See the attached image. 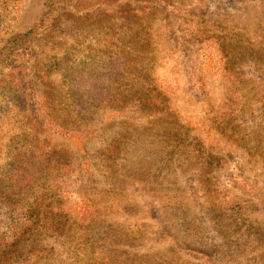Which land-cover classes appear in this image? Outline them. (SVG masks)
I'll list each match as a JSON object with an SVG mask.
<instances>
[{"label":"rangeland","instance_id":"obj_1","mask_svg":"<svg viewBox=\"0 0 264 264\" xmlns=\"http://www.w3.org/2000/svg\"><path fill=\"white\" fill-rule=\"evenodd\" d=\"M148 1L153 4L156 0ZM169 3L174 6L169 4L167 13L162 7L156 15L148 13L144 18L154 28L155 45L161 54L158 57L163 59L160 81L175 87L180 119L199 131L206 142L224 148L225 153L215 155L208 163L205 157L179 146L176 135L169 132L175 128L166 121L156 122L149 112L120 114L116 112L118 109L108 106L106 117L97 128L65 124L69 131L90 133L84 144L53 136V130L48 128L50 118L38 113L34 126L39 131L43 153L48 154L53 147L58 152L67 149L69 159L64 158L63 163L80 172L56 191L55 198L70 203L86 202L96 207L98 216L95 228L90 232L87 227L84 231V242L78 240L79 236L66 241L51 233L27 237L20 246L24 256L31 252L47 254L35 264H264V254L252 258L242 255V235L238 230L244 225L243 214L247 212L261 223L260 233L264 235L261 183L264 178L253 167L256 161L253 156L238 149L231 151L232 143L204 130L208 124V101L203 103L205 96L199 89V77L205 78L206 97L210 95L209 101H215L217 107L226 98L228 87L222 77L223 64L216 42L199 45L197 31V18L207 12L210 20L230 27L250 32L263 30L264 0H169ZM49 6V0H0V49L14 37L36 28ZM191 10L193 13L188 16ZM137 24L136 20L119 19L114 29L129 44L136 40L131 35ZM91 34L77 29L70 19L63 20L49 38L39 43L40 49L46 58L78 45L83 46L84 52L92 44ZM247 44L252 43L244 41L236 50L241 58L236 67L253 77L255 89L251 87L258 93L264 91L261 46ZM152 51L148 46L146 52ZM147 58H141L140 62ZM64 79L62 75L53 78L56 83ZM176 82L181 84L179 91ZM35 92L38 96L43 93L40 88ZM188 94L194 95L196 101L202 96L200 103L196 104ZM25 98L21 106L31 110L35 106L32 96ZM14 100L8 91L0 92L2 183H7L14 174L21 175L22 170H27L29 176L35 175L39 162V156H35L28 159V167L22 164L21 157L29 141L25 133L31 129L23 115L11 111ZM237 123L244 142H248L247 149L264 145L261 105L255 104L251 114ZM39 201L48 204L43 193ZM5 217L7 211L0 210L2 231ZM263 242L258 239L255 243L259 247Z\"/></svg>","mask_w":264,"mask_h":264},{"label":"trees","instance_id":"obj_2","mask_svg":"<svg viewBox=\"0 0 264 264\" xmlns=\"http://www.w3.org/2000/svg\"><path fill=\"white\" fill-rule=\"evenodd\" d=\"M169 4L174 6L169 0H156L153 4L148 0H137L136 3L132 0H49V11L41 23L25 35L14 37L0 49V92L8 91L14 97L11 111L23 115L31 129L25 133L29 141L21 157L22 164L39 156L35 175L29 176L27 170H22L21 175L14 174L7 183L0 182V210L8 213L1 224L4 230H0V264H35L44 258L46 252L35 255L31 252L28 256L21 253L20 246L32 234L51 233L66 241L79 236L78 240L84 242L87 227L90 232L95 228L96 207L82 201L70 203L69 200H60L61 197L55 198L56 191L80 172L71 164L63 163L64 158L69 159L67 149L58 152L57 147H53L48 154L43 153L40 134L34 126L38 123V113L50 118L48 128L53 130V136L84 144L90 133L69 131L65 124L70 122L97 128L106 117L108 106L118 109L116 112L120 114L125 111L149 112L154 114L156 122L164 124L166 121L175 128L169 132L176 135L179 146L205 157L207 162L215 155L225 153L224 148L206 142L199 131L180 119L175 87L172 84L165 86L160 81L163 59L158 57L161 54L155 45L154 28L144 18L148 13L156 15L162 7L167 13ZM192 13L189 11L188 16ZM208 14L197 18L199 45L216 42L228 91L222 105L217 107L215 101H209L210 95L206 97L205 78L199 77V89L205 96L203 103L208 101V124L204 125V130L232 143L231 151L238 149L253 156L250 157L256 161L252 165L264 178V145L247 149L248 142H244L237 123L251 114L255 104L261 105L264 111V91L256 93L253 77L236 67V62L241 61L236 50L244 41L252 43L247 44L251 47H256L254 44L261 46L264 60V26L263 30L250 32L210 20ZM68 19L77 29L92 33V44L84 52L83 46L78 45L61 55L46 58L39 43L49 38L59 23ZM119 19L138 21L131 35L135 41L128 44L118 37L114 25ZM136 42L142 46L134 47L132 43ZM148 46L153 48L151 53L146 52ZM143 57L148 58L141 63ZM204 68L205 62L202 73ZM56 75H62L64 81L56 83L53 80ZM38 88L43 92L39 96L35 92ZM176 89L181 90V84L176 82ZM29 95L37 106H32L31 110L21 106ZM188 95L196 104L200 103L202 96L196 101L194 95ZM261 183L264 184V180ZM40 193L48 199V204L39 201ZM243 215L244 225L238 229L242 235V255L259 257L264 254V242L259 247L255 242L258 239L264 241V235L260 233L261 223L247 212Z\"/></svg>","mask_w":264,"mask_h":264}]
</instances>
